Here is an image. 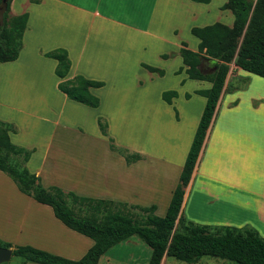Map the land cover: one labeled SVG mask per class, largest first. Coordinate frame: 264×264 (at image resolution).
Instances as JSON below:
<instances>
[{"label":"crops","instance_id":"obj_1","mask_svg":"<svg viewBox=\"0 0 264 264\" xmlns=\"http://www.w3.org/2000/svg\"><path fill=\"white\" fill-rule=\"evenodd\" d=\"M213 1H11L10 13L18 15L27 12L28 21L18 58L0 61V120L14 125L15 129L9 131L13 143L32 151L26 165L31 172L39 176L45 187L58 186L81 196L140 204L137 202L140 200L137 190H132L130 194L108 186L100 189L98 186L95 189L86 188L93 180V165L83 156L86 149L78 143V130L59 128L61 116L66 109H69L71 114L98 111L105 103L103 92L122 89L126 85L128 74L131 75L132 83L135 81L133 75H138L137 88L143 91L150 89V83L164 79L166 70L161 63L169 59L173 51L180 54L184 42L181 29L185 28L184 25L189 33L193 26H204L216 21L233 25L232 11L222 8L226 0H221L217 7L213 6ZM194 36L196 38L192 42L193 45L188 42L186 46L196 51L200 39ZM58 47L67 49L71 60L66 78L80 74L104 81L103 86L91 87V91L100 97L99 106L91 107L73 100L59 89L61 78L55 73L57 60L45 55ZM178 58L180 61L174 72H182L179 82L183 81L184 85L191 81L204 84L194 88V93L191 94L198 95L195 97L202 100L204 105L201 107L204 109L206 97L195 91L209 88L211 82L189 78L181 54ZM142 63L163 69L165 74L161 76ZM211 64L206 60L202 62L206 67ZM182 66L184 68L180 70ZM243 71L245 70L236 66L234 61L230 63L222 94L190 181L185 187L181 213L185 215L187 212L195 222L201 224L235 227L248 225L264 236V77L248 72L249 75ZM242 75L249 77L246 89L250 91L256 87L255 92L244 93L246 89L242 90L236 85L237 80L244 78ZM244 95H247L246 98ZM240 99H246L247 105L243 106ZM237 100L239 103H236ZM20 115L36 120L42 127H50L51 131H46L44 135L46 139L40 134L29 142L22 139L18 117ZM199 115L200 113L198 117ZM222 133L226 134L225 139L220 138L219 134ZM37 134L38 131L35 135ZM194 134L193 131V135L191 133L189 136V148ZM223 142L224 162L214 165L222 167L225 175L222 182L231 187L225 194L210 185L211 171L214 168H211V163L210 167L207 166L212 155L217 152V146ZM144 154L146 156L145 151ZM140 162L137 160L122 164L126 172H119L116 176H125L128 182H132V186H138L143 182V171L138 165ZM256 166L259 170V190L255 195L246 194L248 171ZM204 176L206 178H203ZM177 183L172 188L171 196ZM169 202L170 200L168 204ZM200 203L212 212L208 214V221L201 220L204 211L200 209ZM165 212L158 215H164ZM137 238L139 237L131 236L115 244L100 257L98 264H148L151 247H146L144 241ZM0 239L12 243L13 248L28 244L70 259L81 258L94 243L92 238L66 226L55 216L50 205L40 203L20 191L2 170ZM199 262L200 259L196 263ZM160 264L173 263L169 256L164 255Z\"/></svg>","mask_w":264,"mask_h":264},{"label":"trees","instance_id":"obj_2","mask_svg":"<svg viewBox=\"0 0 264 264\" xmlns=\"http://www.w3.org/2000/svg\"><path fill=\"white\" fill-rule=\"evenodd\" d=\"M11 1L7 0L0 9L1 62L18 58L28 21L27 12L18 15L10 13ZM222 8L232 11L234 15L232 26L220 21L204 26H193L192 34L200 39L198 50L188 48L186 42H183L180 49L188 77L208 80L211 86L195 91L206 97V103L179 181L164 215L155 212L157 208L155 203L130 204L81 196L58 186L45 187L39 176L31 172L26 165L32 151L13 143L9 134L13 125L0 120V170L15 181L20 191L40 203L50 205L55 216L66 226L94 240L93 245L79 259H70L28 244L15 246L13 255L22 258L23 262L40 264H98L100 257L112 246L131 236H138L151 247L148 264H160L164 255L189 263L198 262L202 256H212L237 264H264V236L255 228L248 225L235 227L201 224L181 213L185 187L190 181L222 94L230 63L234 61L241 69L264 77V0H226ZM45 55L57 60L55 73L61 78L58 84L61 91L69 98L84 104L93 107L100 104L99 96L91 91V87L103 86L104 81L90 79L80 74L66 78L71 60L65 48H55ZM204 60L212 63L208 66L209 70L202 65ZM142 64L151 71L164 74L163 69ZM184 67L182 66L180 70ZM177 95L174 89L162 93L163 99L169 103ZM190 96V93L186 94V97ZM99 122L105 133V125L100 119ZM11 156L16 157V161ZM18 157L21 158L20 162L17 160ZM140 157V154L135 152L125 155L128 163L139 160ZM69 197L73 203H79L78 209L69 203ZM129 206L139 207L144 215L138 216L127 208ZM0 246L11 247L12 243L0 239Z\"/></svg>","mask_w":264,"mask_h":264},{"label":"rangeland","instance_id":"obj_3","mask_svg":"<svg viewBox=\"0 0 264 264\" xmlns=\"http://www.w3.org/2000/svg\"><path fill=\"white\" fill-rule=\"evenodd\" d=\"M220 1L221 0H214L213 6L217 7ZM229 13L231 14V11H229ZM184 27L186 28V25H184ZM185 28L182 27L181 29L182 35L184 36L183 40L193 45L192 42L196 37ZM179 55L178 52L173 51V55L169 57V59L162 61L161 64L166 70V75L161 81L150 83V89H145V91L138 89V75H133L135 81L132 83L131 75L128 74L126 85H124L122 89L116 91L109 89L103 92L105 103L98 111H81V113L71 114L69 109H66L64 114H62L59 128L63 129L65 127V129L69 130H78L80 133V137L77 138L78 143L82 148L86 149L83 156L93 165L94 170L91 171L93 173V180L89 182V186L86 187L87 189H95L97 186L98 189H100L103 186H108L112 189H120L122 192L130 194L132 190H137L140 195V200H137V202L140 203L138 205L156 203L158 206L156 211L157 214H163L165 212L171 197L172 188L178 181V176L183 166V160L187 156V150L189 148L187 145L190 140L189 136L191 133L193 135V131L195 132V125L196 123L198 124L203 110V107H201L203 104L202 100L195 97L198 95H192L188 98L186 94L194 93V88L204 86V84L200 85L199 81H191L184 85L185 83L183 81L182 83L179 82V77L182 75V72H174V69L180 61L178 58ZM206 69L209 70L210 68L207 66ZM243 72L248 73L246 71ZM242 76L244 78L241 77L237 80L236 85L244 90L246 89V82L248 83L249 77ZM141 78L142 76L140 79ZM143 82H145V79H143ZM171 89L176 90L178 95L173 97L172 102L169 103L163 99L162 93L165 90ZM255 90L256 87L250 91L247 88L244 93L255 92ZM199 96L203 97L201 95ZM246 96L247 95H244V98H246ZM241 100L242 99H240V101ZM236 103H239V100H237ZM242 104L243 106L247 105L246 99L245 101L242 100ZM199 113L200 115L198 117ZM18 117L20 118L22 139L27 142L34 140V137L39 136V134L40 136H44L47 133L46 131H51L50 127H42L36 120L21 115ZM99 119L106 127L105 133L101 129V122H99ZM13 129H15V127ZM36 131H38L37 135H35ZM219 136L221 139H225L226 134L222 133L219 134ZM45 139L44 136V140ZM134 152L139 153L141 156L139 158L141 162L137 164L143 171L141 176V178L143 177V182H140L138 186H132V182H128L129 180L125 176H116L119 172L120 174L126 172L121 165H126L125 163H128L125 155ZM11 157L16 161V157ZM224 159L223 142L217 146V152L212 155L211 161L207 166L210 167L209 164L211 163V168H214L211 171L212 180L210 185H214L220 192L225 194L227 189L231 187L222 182L225 178L222 167L215 166L217 163L221 165ZM17 160L20 162L21 158L18 157ZM144 160L146 161L144 162ZM130 163L132 162L128 164ZM251 170L248 171L249 176L247 178L245 192L246 194L255 195L256 191L259 190V170L257 166L255 168L252 167ZM3 173L7 175L18 188L15 181L6 172L3 171ZM203 178H206V176ZM68 200L71 205L78 209L79 203H73L70 197ZM199 206L200 209L204 211L201 220L208 221V214L212 212L206 210L205 205L203 206L202 203H200ZM127 208L137 213L138 216L144 215V212L139 207L129 206ZM185 215L194 221L187 212H185ZM221 217L223 216H213V218ZM140 241L143 242L141 239ZM143 243L147 247V244L145 242ZM169 260L172 261L173 264H237L233 261L227 262L212 256H202L199 263H189L172 256H169ZM23 263L22 258L13 255L8 262L1 264Z\"/></svg>","mask_w":264,"mask_h":264},{"label":"water","instance_id":"obj_4","mask_svg":"<svg viewBox=\"0 0 264 264\" xmlns=\"http://www.w3.org/2000/svg\"><path fill=\"white\" fill-rule=\"evenodd\" d=\"M6 2L7 0H1L0 9L4 7ZM13 250H14L13 247L0 246V264L4 262H8L12 258Z\"/></svg>","mask_w":264,"mask_h":264}]
</instances>
